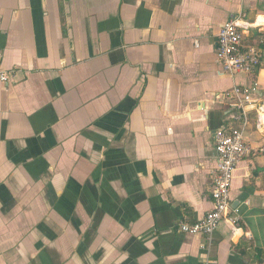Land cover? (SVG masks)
Returning a JSON list of instances; mask_svg holds the SVG:
<instances>
[{"label": "crops", "instance_id": "crops-1", "mask_svg": "<svg viewBox=\"0 0 264 264\" xmlns=\"http://www.w3.org/2000/svg\"><path fill=\"white\" fill-rule=\"evenodd\" d=\"M231 18L254 46L264 0H0V264L264 257V52L253 74L222 71ZM250 86L239 221L182 233L212 207L213 133L240 126L231 91Z\"/></svg>", "mask_w": 264, "mask_h": 264}, {"label": "built area", "instance_id": "built-area-1", "mask_svg": "<svg viewBox=\"0 0 264 264\" xmlns=\"http://www.w3.org/2000/svg\"><path fill=\"white\" fill-rule=\"evenodd\" d=\"M216 57L224 72L253 74L260 64L261 53L255 46H244L243 32L237 24V19L231 18L220 26L217 33ZM6 74L0 70L1 81L7 82ZM254 90L255 87L250 86L249 88L235 87L231 91V97L242 109L241 124L230 128L222 127L213 133L217 164L210 172L212 207L200 219L192 222L180 221L178 225L182 233L208 236L217 229L224 218L233 224L238 223V209H232L230 206V191L237 165L254 151L244 137L247 125L244 106L252 101L250 94ZM258 150L264 151V146ZM229 210L233 212L230 216H228Z\"/></svg>", "mask_w": 264, "mask_h": 264}, {"label": "trees", "instance_id": "trees-1", "mask_svg": "<svg viewBox=\"0 0 264 264\" xmlns=\"http://www.w3.org/2000/svg\"><path fill=\"white\" fill-rule=\"evenodd\" d=\"M253 41V45L258 49V51L262 54L264 52V32L261 33H254L253 37L251 38ZM244 188V187H243ZM246 190V185L245 188ZM255 254L253 258L255 261L253 263H263L264 257H261V248L255 247L254 248Z\"/></svg>", "mask_w": 264, "mask_h": 264}, {"label": "rangeland", "instance_id": "rangeland-1", "mask_svg": "<svg viewBox=\"0 0 264 264\" xmlns=\"http://www.w3.org/2000/svg\"><path fill=\"white\" fill-rule=\"evenodd\" d=\"M253 93H254V91L251 92V95H252ZM252 103H254V102L251 101L250 103H247L246 105H248V104H252Z\"/></svg>", "mask_w": 264, "mask_h": 264}]
</instances>
